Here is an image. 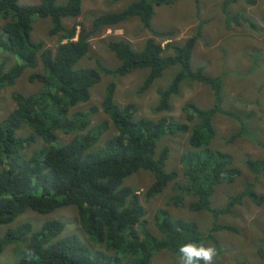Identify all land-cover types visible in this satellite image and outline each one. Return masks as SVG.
Listing matches in <instances>:
<instances>
[{"label": "trees", "instance_id": "trees-1", "mask_svg": "<svg viewBox=\"0 0 264 264\" xmlns=\"http://www.w3.org/2000/svg\"><path fill=\"white\" fill-rule=\"evenodd\" d=\"M23 4L19 0H0V50L13 54L19 61L5 70L0 62V90L12 86L23 69H35L39 57L41 70L29 75V81L38 82L40 89L29 95L13 93L14 107L0 121V224H8L24 210L40 214L74 206L77 222L87 241L96 248H88L74 233L63 234L64 224L57 219L45 220L37 229L30 223L8 228L0 235V253L8 245L22 247L16 261L10 264H149L153 255L167 250L179 257L182 244L201 242L203 236L192 221L172 219L163 210H157L152 223L161 238L146 228L144 210L137 194L122 185V179L138 169L148 170L153 183L146 190L147 197L158 194L172 184L173 201L184 197L193 201L190 211H206L215 219L228 214L233 205L247 199L255 205L263 196L253 191L252 183L226 199L224 207H210L214 189L221 183H233L240 171L232 165L229 154L211 147L214 138L212 118L223 114L236 118L222 109L221 76L209 77L201 68L192 70L190 60L196 36L176 44L161 45L155 38L165 36L152 30L150 20L153 6L168 4L169 0H135L124 8L91 17L90 29L80 24L66 27L63 18L80 14L81 0H36ZM117 2L118 0H111ZM222 8L237 1L252 5L253 0H221ZM223 25L252 24L241 15H229L222 10ZM33 17L48 18L47 36L56 41L52 50L41 51L38 42L30 40ZM137 19L148 33L142 46L134 50L121 39L110 41L106 47L118 61L114 70L94 61L92 67H75V62L88 52V35L100 28H110L129 19ZM177 66L169 84L157 92L155 112L170 110L168 100L179 84L186 81L202 83L210 89L211 105L202 109L191 102L180 107L182 120L162 116L156 120L135 118L132 104L118 106L114 101L115 85H105L98 105L76 110L74 106L89 100L90 89L102 75L124 76L132 70L145 69L146 76L138 93L146 91L163 70ZM101 112L105 117L92 124ZM240 134L243 121L238 119ZM114 133L97 146L99 138L110 128ZM30 132L16 135L20 129ZM187 133L191 151L182 156V178L176 181V171L165 172L166 148L155 154L156 142L165 134ZM58 134L68 140L58 143ZM37 140L43 147L27 156L25 150ZM261 157L245 158L244 165L253 175L264 170V145ZM172 201V199H171ZM231 228L213 224L210 233ZM25 249H30L31 257ZM264 262V255L261 256ZM14 259V260H15Z\"/></svg>", "mask_w": 264, "mask_h": 264}, {"label": "rangeland", "instance_id": "rangeland-1", "mask_svg": "<svg viewBox=\"0 0 264 264\" xmlns=\"http://www.w3.org/2000/svg\"><path fill=\"white\" fill-rule=\"evenodd\" d=\"M20 3H35L36 0H19ZM65 0H56L58 4ZM135 0H81L80 14L75 18H63V24L76 28L82 25L85 30L90 29V19L98 14L117 11ZM252 5L242 1L229 4L222 8L221 0H169L168 4L153 6L150 20L152 30L168 33L157 36L155 40L161 45L166 42L179 44L184 39L195 35V28L202 22L200 32L196 36L190 67L192 70L201 68L209 77L221 76V107L232 113L236 118L217 114L212 118L214 138L211 147L230 155L232 165L240 171L239 177L230 184L221 183L214 189L210 198V207L220 209L225 206L226 199L242 189L244 183H252L253 191L263 196L262 203L255 205L243 199L240 205H233L228 214L213 219L209 212L190 211L187 205L193 201L191 197H184L180 203L173 201L172 184H168L158 194L147 197L146 190L153 183L152 174L145 169H138L135 173L122 179V185L132 189L137 194L145 216L146 228L158 239L161 235L155 229L152 218L157 210H163L172 219L192 221L203 236L201 242L216 246L219 256L215 264H264V170L253 175L244 165L245 158L255 160L261 157V148L256 144L264 145V0H253ZM222 10L229 15H241L252 26L241 24L225 28L223 25ZM48 18H33L30 40L41 45V51L52 50L55 37H48ZM137 19H129L110 28H100L88 35V52L78 59L75 67H92L98 61L106 69L114 70L118 61L113 52L106 47L110 41L118 39L128 42L134 50L141 48L147 37ZM6 63V69L18 64V59L10 53L0 50V62ZM34 70L23 69L14 80L13 86L0 90V121L14 107L12 93L29 95L40 89L38 82L29 81L31 73L40 71L39 57ZM178 71L177 66H170L162 71L150 87L138 93L137 89L146 76L145 69L132 70L124 76L102 75L100 81L90 89L89 100L74 106L76 110H85L88 106L98 105L107 83L115 85L114 101L122 107L132 104L135 118L156 120L162 116H171L181 121L180 107L185 102H191L199 108L205 109L211 105V93L208 86L193 82L182 81L177 92L170 96L167 112H155L157 92L164 89ZM105 116L99 111L92 119V124ZM238 119L243 121L244 130L240 134ZM30 131L27 128L16 132L17 136L24 137ZM111 127L99 138L97 146L104 139L113 134ZM187 133L174 135L165 134L155 146V154L166 148V160L163 170L176 171V181L182 178V156L189 153L191 148L187 143ZM68 140L67 136L58 134V143ZM43 147L40 140L26 148L28 156L31 151ZM172 199V201H171ZM74 206L59 207L48 214H40L26 209L8 224H0V235L8 228L22 223H30L33 229L48 219H57L64 224L63 234H76L88 248L96 247L87 241L81 232ZM231 228V231L219 230L210 233L212 240L206 239L212 225ZM22 247L8 245L0 253V264L15 262ZM16 258V259H15ZM15 259V260H14ZM149 264H179V257L167 250H161L152 256ZM203 264V262H201Z\"/></svg>", "mask_w": 264, "mask_h": 264}, {"label": "clouds", "instance_id": "clouds-1", "mask_svg": "<svg viewBox=\"0 0 264 264\" xmlns=\"http://www.w3.org/2000/svg\"><path fill=\"white\" fill-rule=\"evenodd\" d=\"M36 3H37V1L35 3H29V4H36ZM62 24H63V20H62ZM150 27H151V24H150ZM77 29H78V27L76 28V30ZM147 37H148V35H147ZM5 70H6V66H5ZM31 70H34V69H31ZM9 87H11V86H9ZM178 251L180 254L179 255V264H201V262H203V264H215V261L219 256L218 250H217L215 245H213L211 243L205 244L203 242H196V241H191V242L182 244ZM25 252H26L27 256L31 257L32 252L30 249H25Z\"/></svg>", "mask_w": 264, "mask_h": 264}]
</instances>
